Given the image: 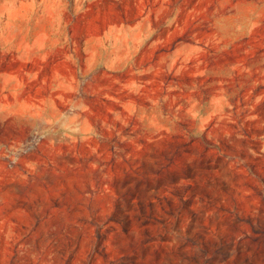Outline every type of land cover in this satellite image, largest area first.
<instances>
[{"label": "rangeland", "instance_id": "374dc122", "mask_svg": "<svg viewBox=\"0 0 264 264\" xmlns=\"http://www.w3.org/2000/svg\"><path fill=\"white\" fill-rule=\"evenodd\" d=\"M0 264H264V0H0Z\"/></svg>", "mask_w": 264, "mask_h": 264}]
</instances>
